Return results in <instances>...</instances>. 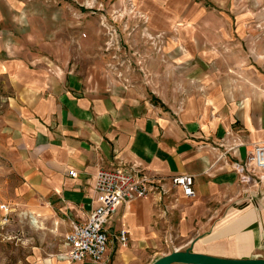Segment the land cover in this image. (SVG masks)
Returning a JSON list of instances; mask_svg holds the SVG:
<instances>
[{"label":"crops","instance_id":"0c3cea01","mask_svg":"<svg viewBox=\"0 0 264 264\" xmlns=\"http://www.w3.org/2000/svg\"><path fill=\"white\" fill-rule=\"evenodd\" d=\"M77 1L0 0V155L62 236L96 207L99 169L137 166L166 194L116 208L101 262L62 246L32 264H154L185 250L264 260V182L249 201L232 170L264 142V0H131L127 23L161 51L141 52L139 68L103 51L98 16ZM176 175L193 178V197Z\"/></svg>","mask_w":264,"mask_h":264},{"label":"rangeland","instance_id":"374dc122","mask_svg":"<svg viewBox=\"0 0 264 264\" xmlns=\"http://www.w3.org/2000/svg\"><path fill=\"white\" fill-rule=\"evenodd\" d=\"M77 3L83 11L98 16L104 52L117 53L119 60L124 57L126 65L135 68L143 66L141 52L151 50L157 51V56L161 54L160 44L154 50L151 40L154 36L145 26L127 23L135 16L130 9L131 0H78ZM20 182V176L11 170L9 156L0 155V204L7 207L0 210V264H32L62 249L63 236L58 223L41 212L40 207H45L42 201L37 204L27 201ZM33 216H38V224L31 223Z\"/></svg>","mask_w":264,"mask_h":264},{"label":"built area","instance_id":"2783aa9c","mask_svg":"<svg viewBox=\"0 0 264 264\" xmlns=\"http://www.w3.org/2000/svg\"><path fill=\"white\" fill-rule=\"evenodd\" d=\"M133 12V8L130 7ZM157 38V35L155 36ZM222 158L219 157V160ZM242 193L252 200L250 194L264 182V142L255 143L249 150L245 160L234 164ZM75 177L76 172H69ZM173 187L182 190L185 197H193V178L189 175H176L170 178ZM96 207L90 212L86 222L73 225L71 231L62 237L64 251L62 256L70 261L89 259L94 263L102 261L108 244L105 226L116 208L124 202L139 198H150L166 194L161 185V179L146 173L137 166L99 169L95 176ZM6 205L0 204V210H6ZM119 241L127 243L125 232H119ZM171 243V240L169 241Z\"/></svg>","mask_w":264,"mask_h":264},{"label":"water","instance_id":"95a60500","mask_svg":"<svg viewBox=\"0 0 264 264\" xmlns=\"http://www.w3.org/2000/svg\"><path fill=\"white\" fill-rule=\"evenodd\" d=\"M264 264L262 259L230 260L195 254L189 250L173 251L154 264Z\"/></svg>","mask_w":264,"mask_h":264},{"label":"bare ground","instance_id":"6f19581e","mask_svg":"<svg viewBox=\"0 0 264 264\" xmlns=\"http://www.w3.org/2000/svg\"><path fill=\"white\" fill-rule=\"evenodd\" d=\"M31 223H32V224H33V223L38 224V218L35 217V216H33V217H32V222H31Z\"/></svg>","mask_w":264,"mask_h":264}]
</instances>
